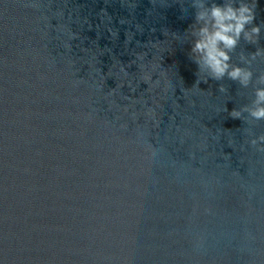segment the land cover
<instances>
[{"label": "water", "instance_id": "water-1", "mask_svg": "<svg viewBox=\"0 0 264 264\" xmlns=\"http://www.w3.org/2000/svg\"><path fill=\"white\" fill-rule=\"evenodd\" d=\"M256 4L243 88L199 71L191 0H0V264H264V120L229 115Z\"/></svg>", "mask_w": 264, "mask_h": 264}, {"label": "clouds", "instance_id": "clouds-1", "mask_svg": "<svg viewBox=\"0 0 264 264\" xmlns=\"http://www.w3.org/2000/svg\"><path fill=\"white\" fill-rule=\"evenodd\" d=\"M191 7L195 9L191 51L197 57L195 63L199 71L213 80L220 81L227 77L247 88L253 83V72L250 67L232 64L230 54L236 50L241 39L253 45L258 43L261 26L253 23L256 0H223L221 4L215 0L211 3L208 0H191ZM259 56H264V49L257 48L250 53V57L241 55L240 59L250 65ZM204 82L207 83V79ZM255 85V98L250 105L233 109L229 113L233 119L243 118L249 123L264 120V73L256 78ZM219 90L226 91L223 85ZM244 113L248 114L247 118L243 117ZM258 142L264 143V134L250 141L257 151L264 152V147H259Z\"/></svg>", "mask_w": 264, "mask_h": 264}]
</instances>
